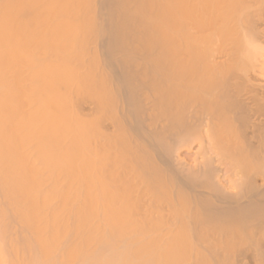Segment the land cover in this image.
<instances>
[{"label": "bare ground", "instance_id": "bare-ground-1", "mask_svg": "<svg viewBox=\"0 0 264 264\" xmlns=\"http://www.w3.org/2000/svg\"><path fill=\"white\" fill-rule=\"evenodd\" d=\"M162 2L0 0V264H57L70 235L40 176L42 150L58 156L41 130L56 115L42 58L56 49L50 59L80 75L66 78L63 103L88 120L79 155L91 230L149 264H264V0ZM161 8L163 21L143 16ZM58 97L51 109L64 108ZM103 251L71 264H121Z\"/></svg>", "mask_w": 264, "mask_h": 264}, {"label": "rangeland", "instance_id": "rangeland-1", "mask_svg": "<svg viewBox=\"0 0 264 264\" xmlns=\"http://www.w3.org/2000/svg\"><path fill=\"white\" fill-rule=\"evenodd\" d=\"M145 1H149V0H145ZM153 2H158V3H164V2H162V1H157V0H152ZM160 12V13H159ZM165 11H164V9L163 8H161V9H159V10H156V12L155 11H150V12H147L145 15H143L145 18L146 17H155L156 15H157V13H158V16H156L155 18H157V17H159L160 18V20H162L163 21V19H164V15H165V13H164ZM153 13H155L154 15H153ZM160 14V15H159ZM161 16V17H160ZM148 18V19H149ZM162 21L160 22V24H156L155 25V29H157L159 32V34H160V38L161 39H163L164 37V29H165V25L164 24H162ZM159 25V26H158ZM163 25V26H162ZM157 26H158V28H157ZM162 26V27H161ZM163 34V35H162ZM146 42H148V41H146ZM53 50V49H52ZM57 50V49H56ZM56 50H53L52 52H54L55 54H57L56 53ZM52 52H50V53H48L47 54V56H44V58H42L43 59V75H42V89L44 88V87H46L47 88V85H49V87L51 88V89H49V90H51V93H49L50 94V97H51V99L52 98H55V97H58V96H56V94H58L59 95V97H58V100L59 101H57V102H61V103H63V101L64 102H66V98H65V96H67V88H65V82L67 81V79L66 78H68V79H70V78H72L73 76H75V75H77L78 77H80V75H78V74H75L76 72V68L77 67H75L74 68V71H73V74L72 75H70L71 74V72L69 71V74L67 75V74H64V72H66L67 70H66V67L64 68L63 66H61V64L60 63H63L64 64V62L65 61H63L61 58H59L57 55H56V57H58V58H56V59H53V58H55L54 56H55V54H53ZM42 54H43V52H42ZM41 53L40 54H37L36 56H35V58H36V60L40 63L42 60H40V58H41ZM53 57L52 59H53V62H50V61H52V59H50L51 57ZM35 58L33 59V60H35ZM94 59V58H93ZM55 60V61H54ZM57 62H59V63H57ZM26 63H27V61H26ZM52 63V64H51ZM56 63H57V66H56ZM55 64V65H54ZM59 64H60V66H59ZM62 64V65H63ZM54 65V66H53ZM66 65V64H65ZM54 69H53V68ZM57 67V68H56ZM59 67H61L62 69L64 68L65 70H61ZM59 69L62 71V75L61 74H59ZM28 70V69H27ZM55 70V71H54ZM73 70V69H72ZM64 71V72H63ZM77 71H78V68H77ZM27 72H29V70L28 71H26V73ZM49 73V74H48ZM68 73V72H67ZM47 74H48V76H47ZM61 75V76H59V75ZM64 74V75H63ZM75 74V75H74ZM31 76V72H30V75H29V73H27L26 75H25V80L24 81H29V77ZM76 76V77H77ZM83 76V75H82ZM75 77V78H76ZM78 77H77V79H78ZM82 78V77H81ZM66 79V80H65ZM77 79H75V80H77ZM84 79H85V76H84ZM52 80V81H51ZM64 80V81H63ZM78 80H80V79H78ZM83 79H81L80 80V82H79V84H81V82H83L84 83V81H82ZM48 81H51L50 83H48ZM72 81V80H71ZM74 81V80H73ZM75 82V81H74ZM78 82H76L75 84L76 85H74V84H71V86H74L73 87V89H74V91L76 92L77 90H75V89H77V87H78V85L79 84H77ZM67 83V82H66ZM51 85V86H50ZM63 85V86H62ZM80 86V85H79ZM81 86H83V85H81ZM82 88V87H81ZM81 88H79V89H81ZM45 89V88H44ZM63 92V94L61 93V92ZM41 92V94H43V95H41V97H42V99L44 100V101H46V99H44V98H46V96L45 97H43L45 94L43 93V91L41 90L40 91ZM58 92V93H57ZM64 93H66V94H64ZM53 94H54V96H53ZM62 94V95H61ZM62 98H64L63 100H62ZM51 99H49L48 98V100L45 102V104H47L45 107H47L48 105V107H49V109H48V107H47V109L50 111V113L51 112H54V114H56V115H54V120H56L55 121V123H59L58 125L56 124H54V125H52V127H50V125L52 124V122L54 121H52L50 124H49V127L48 128H52V129H48L47 128V123L46 124H44V125H46V129H44L45 128V126L43 127L42 125H41V130H43V132H45V131H48V130H51L50 132V134H51V136H53L52 138H50V140H52V141H48L49 143H47L49 146L48 147H50L52 150H54L53 152H54V154L53 155H55L56 153H58V154H56V158H52L51 160H53V161H47L48 159L46 158V154H44V153H46L44 150L45 149H43L42 151H43V153H42V155H41V161H42V164L44 165V166H42L41 168V174H40V176H41V181H44V184H43V182H42V187H43V192H45V191H47V192H45V193H48V191H50L49 193H50V196L51 197H53V199H52V203H53V209L52 210H54V211H56V214L58 213V217H60V218H56V224H57V222L60 224V225H58V228H59V233H60V231H62L63 230V228L65 227V228H67L68 229V223H69V225L71 226L70 227V229H68V232H69V234L70 235H68V236H66L65 237V235H64V233L63 234H61L60 236H59V246H58V251H57V253H58V257H60V258H58L57 257V261H58V263L57 264H61L60 263V259L61 260H63V262L64 263H62V264H71L74 260H75V258L76 259H79V258H81V257H83L84 258V253L85 252H89V256H92L93 254H96V253H102V252H104L103 250H108V251H113V252H117L118 254H119V258H120V260H121V264H134V262H135V264H140V262H142L141 264H143V262H144V260H141L140 261V259L141 258H143V257H140V254H136L137 252H134L133 253V250H131L130 251V247L128 248V247H124L125 246V244L124 243H122V244H124V246H123V248H122V246H121V242H123L122 240L123 239H121V242H120V237H118V236H110V237H108V236H106V237H104V236H100V235H97L96 233H94L92 230H91V228H90V225H89V214H88V200H87V188H86V186H87V183H86V180H85V173H86V169H87V159H85L86 158V155H85V152L83 153L82 152V155L80 156L79 154H81V150L82 151H86V149L85 150H83L84 148H81V146L83 147V146H86V137H85V133H83V131H84V129H86L87 128V122H88V120H84L83 118V115H85L86 116V114H83V113H85L84 111H80V113H82V114H80V116H78V114H77V116H76V113H74L75 111L73 110V106H74V101H73V103H69V104H67V107L70 105V107H68V108H66V106H65V103H63V105H64V108H61V107H58V106H54V107H56V109L54 110V108H52L53 109V111H52V109H51V107L53 106V104L52 103H54V102H52V100ZM73 100H74V98H73ZM72 101V100H71ZM58 104V103H57ZM56 104V105H57ZM73 104V105H72ZM59 106H62L61 104H58ZM51 106V107H50ZM65 111H63V110ZM66 109H68L69 111H70V113L68 112V110H66ZM75 109V108H74ZM57 110V111H56ZM75 110H78L77 108L75 109ZM63 111V115L62 114H60L61 112ZM79 111V110H78ZM74 113V114H72V113ZM68 114L67 115V118L65 119V117H66V114ZM59 116H58V115ZM65 115V117H63V121L62 122H64V120H65V123L67 124L66 125V127H65V129H63V125L65 126V123H61V121L60 122H58L59 120H61V116H64ZM69 115L71 116V115H73V119H72V121L69 119L70 117H69ZM57 117V119H56V117ZM82 116V118H80ZM58 117H59V120H58ZM75 117H76V120H75ZM86 118V117H85ZM86 119H88V118H86ZM66 120L68 121V122H66ZM73 120H75L74 121V123H75V125H74V123H73ZM78 120H79V123H78ZM85 122L86 123V126L85 125H82V124H85V123H81V122ZM71 122V123H70ZM72 124V125H71ZM71 125V126H70ZM54 126V127H53ZM60 126V127H59ZM70 126V128H68ZM75 127V129L73 130V129H71V128H73V127ZM82 126V127H81ZM86 128H85V127ZM60 128V129H62V130H66L67 128L69 129V131L67 130L66 131V133H68L66 136H65V131H63V133H59V131H62V130H58V128ZM83 127H84V129H83ZM78 129V130H77ZM40 130V131H41ZM79 130H81V133H80V131ZM39 131V132H40ZM53 131H54V133H53ZM79 131V133L81 134V136H80V138H76L77 137V135L76 134H78L79 135V133H77ZM86 131V130H85ZM56 132H58L57 133V135H58V137L57 136H55L56 135ZM71 132V133H70ZM53 133V134H52ZM70 133V134H69ZM45 134V133H44ZM72 134V135H71ZM62 136V137H61ZM69 136H70V138L72 139L73 138V136H75L74 137V139H69ZM87 136V135H86ZM67 138V139H66ZM57 139V140H56ZM62 139V140H61ZM75 139H77V140H79V141H81V143L82 144H85V145H82L81 143H79V141H78V146H79V144H81L80 145V147L79 148H81L80 150H79V148H78V146L77 145H74L77 141L75 140ZM56 140V141H55ZM58 140H61L60 142H58ZM66 140V141H65ZM70 140V141H69ZM63 141H65V142H63ZM74 141H76V142H74ZM42 142H45V141H42ZM62 142H63V145H61L62 144ZM71 142V143H70ZM54 143V144H53ZM73 143V144H72ZM45 144V143H44ZM53 144V145H52ZM66 144V145H65ZM77 144V143H76ZM26 145H27V142H26ZM43 145V144H42ZM74 145V146H73ZM46 146V145H45ZM75 146H77V148H78V150L80 151V153H78V151H77V153H76V147ZM44 147V145L42 146V148ZM47 147V146H46ZM66 148V149H65ZM50 149V150H51ZM65 149V150H64ZM57 150V151H56ZM61 150V151H60ZM63 150V151H62ZM71 150V151H70ZM75 150V151H74ZM69 151V152H68ZM24 152H26L25 150H24ZM24 152H22V155L24 154ZM52 152V153H53ZM26 153H29L28 152V150H27V152ZM64 153H66V154H64ZM29 155V154H28ZM44 155V156H43ZM77 155H79L80 157H81V159H80V157H77ZM24 156V155H23ZM74 158V159H73ZM79 159L80 160V163H79V161L77 162V163H79L80 165H78V164H75L76 163V159ZM56 159V160H55ZM45 160H46V163H45ZM58 160V161H57ZM86 160V161H85ZM47 162L49 163V162H51L50 164H49V166H50V168H48L49 166L48 165H46L47 164ZM57 164H56V163ZM32 163V162H31ZM45 163V164H44ZM46 165V166H45ZM56 165V166H55ZM63 165V166H62ZM55 167V169H54V167ZM61 166H62V168H61ZM25 167H26V170H25ZM44 167V168H43ZM53 167V169H54V171H53V169H51ZM81 167V168H80ZM28 168H30L31 169V164H30V166H29V163H27L26 164V162L24 161V163H22V170L21 171H18L19 172V174H16L17 176H19V177H17L18 179H16L15 181H17L18 183L20 182V179L19 178H22V176L24 175L25 177L26 176H28L29 174H30V170H27ZM80 168V169H79ZM86 168V169H85ZM58 169V170H57ZM49 170H52V172H49ZM63 170V171H62ZM27 171H29V172H27ZM56 171H58V172H56ZM75 171H76V173H75ZM17 172V173H18ZM21 172H23V173H21ZM47 172H49L48 174H47ZM25 173V174H24ZM50 173H52L53 175V177H51V175H50ZM76 174V175H75ZM44 176V177H43ZM51 178H50V177ZM75 176H78L79 177V179H80V181H79V179L78 178H76ZM24 177V178H25ZM48 177V178H47ZM23 178V179H24ZM48 180H47V179ZM49 178H50V180H49ZM75 178V179H74ZM84 180H83V179ZM52 179V180H51ZM78 181H77V180ZM19 180V181H18ZM51 181V182H50ZM82 181V182H81ZM47 184H46V183ZM50 182V183H49ZM63 182V183H62ZM59 183H60V187L58 188V186H59ZM65 183V184H64ZM17 184V183H16ZM46 184V185H45ZM54 184V185H53ZM58 185V186H57ZM79 185V186H78ZM17 186V185H16ZM45 186V187H44ZM50 186V187H49ZM54 186H56V187H54ZM63 186V187H62ZM15 187V186H14ZM18 187V186H17ZM17 187H15V188H17ZM62 187V188H61ZM67 189H65V188ZM45 188V189H44ZM47 188V189H46ZM63 189V190H62ZM77 189V190H76ZM55 190V191H54ZM60 190V191H59ZM69 190V191H68ZM73 190H76V192L75 191H73ZM18 191V190H17ZM55 193H54V192ZM68 193H66V192ZM72 191V192H71ZM51 192H53V195H52V193ZM60 193V195H58ZM69 193H70V196H68L69 195ZM64 194V195H63ZM17 197V196H16ZM18 197H20L19 196V194H18ZM60 197H62V198H60ZM63 198H65V200L63 199ZM18 199V198H17ZM21 199H22V197L18 200L20 203H23L24 201H21ZM63 199V200H62ZM57 202H55V201ZM61 201V202H60ZM64 204V205H63ZM57 205V206H56ZM55 208H56V210H55ZM65 208V209H64ZM64 209V210H63ZM58 211V212H57ZM60 211H62V212H60ZM65 212V213H64ZM60 214V215H59ZM63 214V215H62ZM62 216V217H61ZM64 216V217H63ZM69 217V219H71V223H70V220L69 219H65V218H68ZM59 219H61V221L59 220ZM63 219V220H62ZM67 220H69L68 222H67ZM64 224V225H63ZM65 224H67V226L65 225ZM63 226V227H62ZM60 229H62V230H60ZM66 229V230H67ZM69 230H71V231H69ZM63 232H65L64 230H63ZM71 232V233H70ZM104 243V244H103ZM73 245L76 247V249L74 250V251H72V253L70 252V250H71V248L73 247ZM103 245H110V246H108V248H106L105 246H104V248H106V249H102L103 247H101V246H103ZM63 247V248H62ZM128 248V249H127ZM113 249V250H112ZM122 249H123V251H122ZM126 250H128V251H126ZM130 251V252H129ZM96 252V253H95ZM125 252V253H124ZM61 253V255L62 256H60L59 254ZM129 254H131V256H129ZM137 255L140 257V259L137 257ZM128 256V257H127ZM63 259H62V258ZM137 257V259H136V261H135V258ZM129 258H130V260H129ZM73 260V261H72ZM127 260V261H126ZM133 262V263H132ZM146 262V261H145ZM144 262V263H145ZM147 264H149L148 262H146ZM145 263V264H146Z\"/></svg>", "mask_w": 264, "mask_h": 264}]
</instances>
